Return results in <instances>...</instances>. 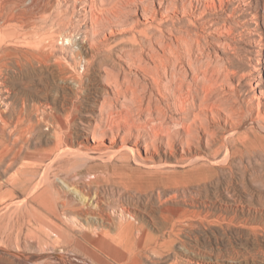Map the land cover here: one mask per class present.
Instances as JSON below:
<instances>
[{"label":"bare ground","instance_id":"obj_1","mask_svg":"<svg viewBox=\"0 0 264 264\" xmlns=\"http://www.w3.org/2000/svg\"><path fill=\"white\" fill-rule=\"evenodd\" d=\"M38 1L23 7L30 10L31 14L27 10L26 15H31V19L11 14L4 18L5 25L20 23L22 30L31 27L42 15L35 10ZM43 2L48 4L47 0ZM84 4L82 9L90 16L97 36L89 63L96 60L110 67L106 72L112 93L134 103L142 119L141 126H137L143 129L138 127L134 139L117 143L118 150L172 179L218 161L223 150L226 157L232 156L241 146L237 139H264V0H87ZM24 55L29 63L31 57L39 60L38 53L26 51ZM18 65L24 68L27 63L20 59ZM117 66L125 71L124 78L114 73ZM126 69L140 70L141 78L135 74V80L130 81L131 72L127 75ZM16 107L8 102V114L0 112V177L20 165L6 181L0 180V250L16 254L4 245L10 237L6 229L12 225L15 214L9 217L8 213L13 207L14 212L20 209L24 217L31 212L36 220L45 221L58 231L63 229L51 223L52 219L42 210L53 211L56 216L73 213L75 219L76 215L93 213L98 214L102 224L115 223L118 231L114 236L106 228L85 236L100 251L79 242L98 264H145L141 258L147 256V250L156 252L158 248L172 247L180 225L189 221L190 209L170 205L168 198L167 205H163L159 194L163 206L148 212L162 232L159 237L138 214L139 207L131 202L119 201L118 209L110 211L101 205L97 195L95 209L87 204L86 208L79 206L62 185L50 179L46 164L50 151L42 147L43 143L37 144L41 140L40 128L34 125L22 129L24 124H19L25 120L27 109ZM250 144L253 143L248 141L242 145ZM180 165L189 169L184 172ZM20 194L24 195L21 200ZM128 197L134 203V195L130 193Z\"/></svg>","mask_w":264,"mask_h":264},{"label":"rangeland","instance_id":"obj_2","mask_svg":"<svg viewBox=\"0 0 264 264\" xmlns=\"http://www.w3.org/2000/svg\"><path fill=\"white\" fill-rule=\"evenodd\" d=\"M34 1L0 0V80L3 79L0 81V112L8 114L11 110L6 108L8 102L18 106L17 109L28 110L23 113L26 117L19 126L24 124L22 129L39 126L41 140H36L37 144L43 143L45 146H41L51 154L46 160L50 179L62 185L75 203L85 208H96L97 195L101 205L110 211L118 209L119 201L131 202L139 207L138 214L159 237L162 232L148 212L167 202L190 209L189 221L180 225L172 247L158 248L156 252L147 250V256L141 258L145 264H264V139L252 136L257 144L252 139H237L241 146L232 156L226 157L223 150L218 161L208 162L189 175L162 177L157 168L136 161L116 147L123 139H134L142 119L134 103L112 93L106 72L109 66L96 60L89 63L97 36L90 16L82 9L87 0H47L48 4L39 0L47 9L44 4L36 5L35 10L42 13L39 15L42 18L37 15L36 26L32 24L35 27L22 30L20 23L5 25L4 18L11 14L31 19V15H26L27 10V14H31L30 10L24 9ZM43 17L46 18L43 20ZM26 51L38 53L39 60L31 57L29 63L24 55ZM20 59L27 63V70L18 65ZM114 70L124 78L122 68L117 66ZM126 70L127 75L131 72L130 81L135 80V74L142 76L138 69ZM248 141L253 144L242 145ZM19 167L3 173L0 180L6 181ZM179 168L184 172L189 169L185 165ZM130 193L135 197V204L128 197ZM21 198L24 195L20 194ZM14 208L8 215L15 214V218L12 217V225H7L6 229L12 240L7 238L4 245L16 254L0 250V264H98L79 242L100 251L85 237L87 233L94 235L106 228L114 236L118 231L115 223L102 224L98 214H79L75 219L73 213L68 212L67 218L42 210L52 219L51 223L63 229L58 231L51 224L47 223V227L45 221L36 220L31 212L26 214V221L20 209L16 211L19 215ZM21 226L24 230L20 233Z\"/></svg>","mask_w":264,"mask_h":264}]
</instances>
